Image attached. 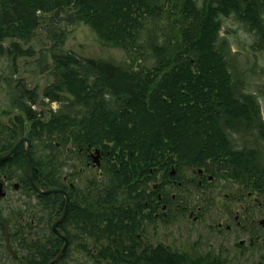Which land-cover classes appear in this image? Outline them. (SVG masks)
<instances>
[{
	"label": "trees",
	"instance_id": "trees-1",
	"mask_svg": "<svg viewBox=\"0 0 264 264\" xmlns=\"http://www.w3.org/2000/svg\"><path fill=\"white\" fill-rule=\"evenodd\" d=\"M230 17L254 34L256 49L264 53V0H0V39L27 43L45 26L57 41L65 38L68 26L86 24L102 43L126 51L131 62L117 68L83 61L58 54L56 43L51 52L57 83L47 95L59 99L57 88L70 96L72 105L70 111L62 108L49 125H34L50 128L62 150L57 158L58 148L52 144L56 164L42 168L41 138L37 139L33 155L39 184L61 185V169L72 161L64 158L70 145L102 147L107 155L106 188L96 189L92 215L83 212L78 221L92 232L87 264H180L186 259L184 252L153 248L138 238L144 224L152 223L158 195L137 193L150 191L159 173L166 178L173 163L212 172L222 171L219 164L224 163L231 178L246 184L248 176L253 177L254 186L262 187L259 153L254 157L247 154L249 149L234 151L226 132L246 116L260 119L256 99L245 93L230 68L232 46L221 35L222 19ZM149 27L157 37L143 40ZM79 66L86 70L80 72ZM22 110L35 119L30 108ZM25 161L18 152L0 164V180L5 175L18 178L30 189ZM70 223L72 213L67 226ZM78 249L87 252L85 244ZM198 264L230 262L206 255Z\"/></svg>",
	"mask_w": 264,
	"mask_h": 264
},
{
	"label": "rangeland",
	"instance_id": "rangeland-1",
	"mask_svg": "<svg viewBox=\"0 0 264 264\" xmlns=\"http://www.w3.org/2000/svg\"><path fill=\"white\" fill-rule=\"evenodd\" d=\"M222 21L221 34L222 36L226 35L232 45L230 57L232 74L236 80L245 82V85L243 84L244 91L256 96L260 104L262 118L259 119L257 116V120L256 116L252 114L251 117H244L239 126L234 123V126L226 131L228 141L234 151H241L239 149L242 148L249 149L252 152H247V154L253 153L254 157L259 153V163L264 167V54L254 49V34L250 33L236 18H223ZM44 35L45 32L42 31L39 37H44ZM149 35L157 37L151 27L146 29L143 40H146ZM53 36H50L49 41L47 40V48H52L53 44L59 42L60 54L70 53L84 61H107L116 67L125 66L127 62L126 51L108 45L104 46L86 24L68 26L64 39L53 41ZM34 50L37 52L35 47ZM12 52L13 49L10 48L8 50L0 49V118L4 116L1 111L13 103L14 96H18L20 99L24 97L26 87L29 90L35 89L36 92L42 93L47 79L51 82L54 78L51 68L54 63L51 59V50H46L44 56L38 61H35L34 58L24 61L17 60L18 68L12 64L15 62ZM147 66H151V62H148ZM78 68L80 72L86 70L81 66ZM93 72L94 70L90 71L91 76ZM17 82L21 83V87H18ZM22 99L24 100V98ZM61 99L64 102L63 110L70 111L72 104L68 100L67 94L63 93ZM39 101L42 102L43 99ZM246 119L250 120L247 122L249 127L245 126ZM206 164L210 165L211 162ZM219 167L222 171H215L217 181L210 187V190L216 191L218 195H184L179 204L185 203V215L182 216L181 213L174 212L176 211L174 209L169 216L165 215L167 216L165 219H155L153 223L144 224L145 227H142L140 231L142 238L153 248L164 244L170 246L174 251L184 252L186 259L180 264H198L199 259L206 255L223 260L228 259L230 264H264V235L258 230L259 222L264 219V213L259 207L252 204L253 201L248 197L246 190L239 189L241 188L238 185L239 180L229 178V175L232 174L225 171V164L220 163ZM63 171L65 175L70 173L68 169H63ZM192 172L187 171L184 175L188 181L194 182L193 186L186 188V191L196 193L200 191L195 183L198 182L196 179L199 171L193 169ZM93 174L97 175L98 171L94 170ZM86 175L89 176L90 173ZM208 175H210L209 172ZM250 180L252 184L255 182L254 179L250 178ZM18 182V178L8 182L9 188L6 189L8 195L5 199L0 200V213L2 221L6 220L9 223V229L16 235V239H26L23 232L27 236L31 233V229L26 225L23 231L21 230L20 217H26L28 223L35 217V223H39L37 218L46 215H43L39 209L38 202L30 197L32 194H27L25 190L21 189L18 192L15 191L13 184H18ZM97 182L100 186H105L103 182L98 181V178ZM98 184L94 187L95 191H97ZM263 184L264 182L261 183V185ZM252 189L251 192H253ZM93 196L94 194L85 195L84 198L93 202ZM165 197L170 198L171 196L165 195ZM252 197H260V195L254 193ZM163 202L165 205L168 201ZM179 204L174 203V207ZM248 204L251 206L249 210L251 214L248 218L250 221L253 220L251 224L253 230L249 224L245 223L241 214ZM86 205L85 202L83 207ZM159 213H161L160 210ZM191 214L194 216L191 217ZM236 216H239L241 226L237 225ZM195 218L197 219L195 220ZM33 234L39 236L38 230ZM3 240V230L0 228V264H7L8 255L3 248ZM194 256L197 257L194 258ZM87 262L89 261L86 260L84 254L77 251L75 245L63 264H87Z\"/></svg>",
	"mask_w": 264,
	"mask_h": 264
},
{
	"label": "flooded vegetation",
	"instance_id": "flooded-vegetation-1",
	"mask_svg": "<svg viewBox=\"0 0 264 264\" xmlns=\"http://www.w3.org/2000/svg\"><path fill=\"white\" fill-rule=\"evenodd\" d=\"M7 47H10L7 46ZM47 88V82H45L43 91ZM35 90V89H33ZM42 93L39 92V98L42 96ZM16 99V98H12ZM22 106H19L17 110H22ZM16 110V112H17ZM3 115L8 114V111L4 109L1 111ZM16 112L12 113L10 117L7 118V120L4 121L5 117L0 118V121L3 125L8 126L5 128H0V151L6 152L13 144L16 143L19 137L26 135L28 130L30 139L32 138L33 142L36 141V139L41 138L43 140H47L45 145H42L44 148L43 151V160L38 163L40 167L42 165L48 166V165H55L56 159L55 154L53 155L50 150H48L49 144H54L55 147L60 148V143L56 142V136L51 134L50 128H43V127H34V125L39 122L41 119L37 115V118L25 120L23 123L19 119L21 115H18ZM26 114V112H24ZM28 116V114H27ZM48 115L46 116V118ZM12 122L15 120V125L13 126ZM31 121V122H30ZM46 123V122H44ZM11 127H10V126ZM31 127V128H30ZM12 144V145H11ZM19 150L25 151V145H22ZM60 156V153L57 154V157ZM82 156L81 151L75 154L74 158L76 161V164L81 166V168L78 171H75L71 177V180L69 181L67 177H62L61 180V188L65 190L69 196L70 199V211L72 210V221L73 224L71 226V235L73 238V244H76L80 241L78 238V221L79 216L81 213L85 212L86 215H91V206L92 202L89 201L87 198L85 199V195L91 196L93 191V183H92V172L94 170L93 162H92V150L87 149L86 154V160L84 162H79V158ZM103 158V155H102ZM83 163H86V166H82ZM43 168V167H42ZM90 173L89 176L86 174ZM43 180L48 181L47 174L43 172L42 174ZM92 178V179H90ZM6 179V177H5ZM198 182L197 187L200 189V191L194 193L186 191V188H189V186H193V181H188L187 178L182 177V180L178 179L175 174H171L168 179V189L170 190V193L167 195H173L172 199L176 200L177 195H218L216 191H211L210 187L215 184L217 181L213 176H209L203 172H198V178L196 179ZM42 189L51 188L50 186H47L43 183H40ZM9 188L8 182L5 184V189ZM241 189V188H239ZM245 190V189H244ZM19 191V189H18ZM17 191V192H18ZM256 195H260L257 191L254 192ZM253 192L247 191V195H249V198L252 199V196L254 195ZM57 197H54L51 199L49 196H43L42 199L37 200L39 209L43 213V215H46L45 217H39V223L32 222L31 225H28V227L31 229V233H29L26 236V239H15L13 240V248L18 253V256H14L10 251V255L7 259V264H48V262L54 258L60 251L63 242L57 238V236L52 231V223L60 219L66 206V198L63 196V194H57ZM86 202V207H83L84 203ZM54 204H58V208L55 212L51 213L49 212L50 207ZM252 204H256L260 209L264 210V202L260 201L257 197H253ZM185 206H182V210H184ZM180 209V206L177 208V210ZM250 206H246V211L243 213V218L245 220L246 224L250 225V228H252V221L248 218L250 213ZM193 213V212H191ZM237 225L241 226V222L239 220V216H236ZM260 226V232L264 235V221L259 222ZM61 230H65L64 224L59 227ZM34 230H38L39 236L38 239L32 238L34 237ZM230 230V229H229ZM66 232V231H65ZM91 241V238L87 239V242Z\"/></svg>",
	"mask_w": 264,
	"mask_h": 264
},
{
	"label": "water",
	"instance_id": "water-1",
	"mask_svg": "<svg viewBox=\"0 0 264 264\" xmlns=\"http://www.w3.org/2000/svg\"><path fill=\"white\" fill-rule=\"evenodd\" d=\"M26 142L27 143V147H26V151H27V155H28V167H29V175H30V179H31V183L33 185V187L35 188V190L39 193V194H42V195H47V194H51V193H58V192H63L62 190H48V191H43L41 189L38 188V186L36 185L35 181H34V177H33V171H34V167H33V161H32V156H31V141L29 140L28 138V134H26L23 138H20L15 147L13 149H11L5 156L3 157H0V162L1 161H4V160H7L9 159L15 152L16 150L18 149V147L22 144ZM98 153V151H97ZM97 160V159H96ZM95 163L98 164V161ZM6 196V193L4 192L3 190V184L0 183V198L2 197H5ZM68 210H69V199H67V203H66V210H65V213L64 215L62 216V218L57 221V222H54L52 227H53V230L55 231V233L65 241V244L63 246V248L61 249L59 255L54 258L52 261L49 262V264H55L56 262H59L60 260L63 259V257L65 256L66 252H67V249H68V240L65 236V234L60 231L59 229H57V225L59 223H61L64 218L66 217L67 213H68ZM6 234V240L7 242L9 243V235H8V232L6 231L5 232Z\"/></svg>",
	"mask_w": 264,
	"mask_h": 264
},
{
	"label": "bare ground",
	"instance_id": "bare-ground-1",
	"mask_svg": "<svg viewBox=\"0 0 264 264\" xmlns=\"http://www.w3.org/2000/svg\"><path fill=\"white\" fill-rule=\"evenodd\" d=\"M57 208H58V204H54V205H52V206L50 207L49 212L53 213V212L56 211Z\"/></svg>",
	"mask_w": 264,
	"mask_h": 264
}]
</instances>
